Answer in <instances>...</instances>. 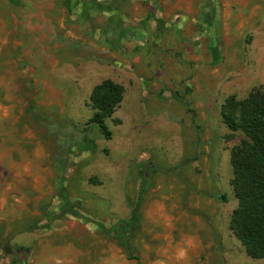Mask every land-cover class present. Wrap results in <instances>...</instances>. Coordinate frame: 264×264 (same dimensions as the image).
<instances>
[{
  "label": "rangeland",
  "instance_id": "rangeland-1",
  "mask_svg": "<svg viewBox=\"0 0 264 264\" xmlns=\"http://www.w3.org/2000/svg\"><path fill=\"white\" fill-rule=\"evenodd\" d=\"M97 1L0 0V117H18L52 168L39 185L20 179L16 188L0 173V264L77 255L79 264H264L230 227L229 156L242 135L221 116L228 98L264 89V0H186L149 37L125 44L117 2L109 22ZM106 79L124 89L106 119L109 138L89 121L90 93ZM152 168L129 260L110 232ZM11 192L24 203L9 214ZM22 211L24 220L11 219ZM188 236L197 245L177 261Z\"/></svg>",
  "mask_w": 264,
  "mask_h": 264
},
{
  "label": "trees",
  "instance_id": "trees-1",
  "mask_svg": "<svg viewBox=\"0 0 264 264\" xmlns=\"http://www.w3.org/2000/svg\"><path fill=\"white\" fill-rule=\"evenodd\" d=\"M121 85L106 79L95 85L89 100L94 108L90 122L95 124L105 138L111 133L106 119L111 117L123 99ZM192 112V111H191ZM221 116L226 127L240 133L242 139L230 151L232 168L230 185L236 200L231 214L230 227L237 240L251 259L264 258V89L252 90L243 99L230 97L221 106ZM155 168L147 171L138 189L135 206L129 218L110 232V238L121 247L129 260H137L133 245L135 234L140 231V209L144 193L151 184ZM25 264L22 259L12 264Z\"/></svg>",
  "mask_w": 264,
  "mask_h": 264
},
{
  "label": "crops",
  "instance_id": "crops-1",
  "mask_svg": "<svg viewBox=\"0 0 264 264\" xmlns=\"http://www.w3.org/2000/svg\"><path fill=\"white\" fill-rule=\"evenodd\" d=\"M145 0H98L101 4V13L105 17H109V22H117V40L121 43H135L142 41L143 38L149 37L154 28L159 26L163 22V16H167L175 11H185L187 9L186 0H148L149 4L143 10L141 8V2ZM117 2V8L114 12L117 13V18L114 19L108 15L109 5L113 6ZM8 115L6 117H0L1 120L10 123L8 126L1 123L0 125V173H2L3 179L9 180L7 188H16V182L20 179L37 181L39 185L42 178H46L49 171L52 169L50 165L44 164L47 160V153L41 147L39 141L34 140L35 137L28 129L20 128L18 117L11 119ZM34 141L32 146L26 149L20 148V146L26 141ZM17 155V156H16ZM49 169V170H48ZM1 179V178H0ZM38 188V186L33 185ZM50 189V187H46ZM10 190V189H9ZM5 196V191H2ZM18 193H10L8 200L9 204L5 207L11 214L12 211L18 208L20 204L24 202L19 197ZM21 200V201H20ZM5 202L4 199L2 203ZM16 207V208H15ZM25 212V211H24ZM23 211L17 214V216L11 217V219L24 220L25 213ZM61 250V249H59ZM57 250L58 252H60ZM82 251L80 252V256ZM79 255L76 259H73L70 264H79ZM38 258V257H37ZM56 258V256H53ZM57 261V260H56ZM63 264V260H61ZM83 264V263H81Z\"/></svg>",
  "mask_w": 264,
  "mask_h": 264
},
{
  "label": "clouds",
  "instance_id": "clouds-1",
  "mask_svg": "<svg viewBox=\"0 0 264 264\" xmlns=\"http://www.w3.org/2000/svg\"><path fill=\"white\" fill-rule=\"evenodd\" d=\"M5 117L8 115L7 111L4 112ZM197 240L193 236H188L184 241L182 245L177 246L175 250V258L177 261H183L188 258L189 250L196 247ZM56 264H61L60 260L56 261Z\"/></svg>",
  "mask_w": 264,
  "mask_h": 264
}]
</instances>
